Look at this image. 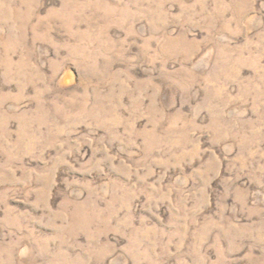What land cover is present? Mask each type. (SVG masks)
I'll return each instance as SVG.
<instances>
[{
  "label": "rangeland",
  "instance_id": "rangeland-1",
  "mask_svg": "<svg viewBox=\"0 0 264 264\" xmlns=\"http://www.w3.org/2000/svg\"><path fill=\"white\" fill-rule=\"evenodd\" d=\"M0 264H264V0H0Z\"/></svg>",
  "mask_w": 264,
  "mask_h": 264
}]
</instances>
